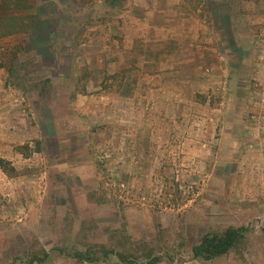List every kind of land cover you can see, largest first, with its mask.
Here are the masks:
<instances>
[{
	"label": "rangeland",
	"instance_id": "1",
	"mask_svg": "<svg viewBox=\"0 0 264 264\" xmlns=\"http://www.w3.org/2000/svg\"><path fill=\"white\" fill-rule=\"evenodd\" d=\"M24 6L0 0V264H264V0Z\"/></svg>",
	"mask_w": 264,
	"mask_h": 264
},
{
	"label": "trees",
	"instance_id": "2",
	"mask_svg": "<svg viewBox=\"0 0 264 264\" xmlns=\"http://www.w3.org/2000/svg\"><path fill=\"white\" fill-rule=\"evenodd\" d=\"M27 1L28 0H20L19 4H16L14 0H1V4L9 11H12L15 7H25L24 5ZM19 23V17L13 14L0 16V38L17 33L20 29ZM0 165L5 171L7 170L6 163L3 159H0ZM244 231L245 228H228L221 234H208L202 238L198 245L192 248V257L204 261H211L219 256L228 254L234 247L240 244L244 237ZM78 258L82 262L86 261L82 254H78ZM35 261L41 262L43 259L35 258ZM160 262V256H155L151 260V264H158Z\"/></svg>",
	"mask_w": 264,
	"mask_h": 264
}]
</instances>
